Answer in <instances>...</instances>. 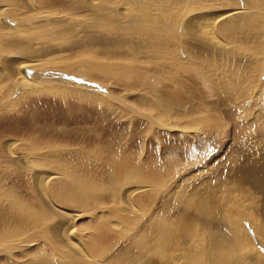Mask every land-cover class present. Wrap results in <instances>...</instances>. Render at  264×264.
Listing matches in <instances>:
<instances>
[{"label": "rangeland", "instance_id": "1", "mask_svg": "<svg viewBox=\"0 0 264 264\" xmlns=\"http://www.w3.org/2000/svg\"><path fill=\"white\" fill-rule=\"evenodd\" d=\"M31 1L38 12L7 9L11 29L0 26V264H192L203 207L238 233L239 258L264 264L263 200L234 174L264 147V0ZM222 15L209 30L217 45L190 33ZM34 59L59 63L40 72L49 79L92 90H18L6 60ZM55 208L78 214L71 234Z\"/></svg>", "mask_w": 264, "mask_h": 264}, {"label": "bare ground", "instance_id": "2", "mask_svg": "<svg viewBox=\"0 0 264 264\" xmlns=\"http://www.w3.org/2000/svg\"><path fill=\"white\" fill-rule=\"evenodd\" d=\"M52 2L53 1H56V0H51ZM59 1H61V0H59ZM85 2H87V3H93V2H96V3H100L102 0H84ZM107 1V0H106ZM7 2V3H6ZM5 3L7 4V5H3L2 7L0 6V18H1V16H2V18L4 19V23L1 21V19H0V26H2V27H4V28H8V29H11L9 26H7V24L6 23H9V24H11L12 23V20H9L8 18H7V16H6V14H7V11H9L10 12V10H12L13 9V11H16L17 13H25V12H38V10H35V11H33L32 10V8H29V6L27 7L26 5L28 4V5H30V3H32V1L31 0H7ZM68 2V1H67ZM82 2V1H81ZM9 3V4H8ZM11 3V4H10ZM84 3V2H83ZM95 3V4H96ZM33 4V3H32ZM88 5V4H87ZM30 6H32V5H30ZM38 6V5H37ZM95 6V5H94ZM9 7H11L10 9H9ZM34 7V6H33ZM29 8V9H28ZM96 8V7H95ZM8 9V10H7ZM36 9V8H35ZM94 9V8H93ZM148 9V8H147ZM7 10V11H6ZM141 10V9H140ZM234 10V9H233ZM232 10V11H233ZM237 10V9H236ZM231 10L230 11H228L227 13H225V16H228L227 14H229V15H231V13L230 12H232ZM235 11V10H234ZM233 11V12H234ZM240 11V10H239ZM42 13V12H41ZM142 14V13H141ZM126 15V14H125ZM203 15V14H202ZM223 16L224 15H222L221 17H217L216 16V18L215 19H212V21L211 22H206L207 21V19H206V21H204V22H206V24H205V26L203 25H201V27L200 28H197L196 26H195V24H191L190 26L191 27H189V31H190V33L191 34H194V36H195V38L196 37H199L200 38V40H202V41H204V42H210V43H214V44H216L217 45V42H216V40H215V38H213V37H210V34H209V30L211 29V26L212 25H215V23L216 22H218V21H220L222 18H223ZM141 18V17H140ZM211 18V17H210ZM189 20H191L192 18H188ZM138 20V19H137ZM203 20H205L204 18H203ZM203 20H200V23L203 21ZM132 21V20H131ZM141 22H142V19L140 20ZM198 22H199V20H197ZM209 21V20H208ZM230 21V20H229ZM23 22V21H22ZM21 22V23H22ZM181 22H183L184 23V21H181ZM192 21H190V23H191ZM18 23V22H17ZM132 23V22H131ZM144 23V22H143ZM200 23H198V26L200 25ZM203 23V22H202ZM201 23V24H202ZM228 23V22H227ZM24 24V23H23ZM136 24V23H135ZM134 24V25H135ZM153 24V23H152ZM204 24V23H203ZM12 25V24H11ZM94 25H96V30H98L99 28H100V24L97 22L96 24H93V28H95V26ZM98 25V26H97ZM132 25H133V23H132ZM139 25V24H138ZM141 25V24H140ZM139 25V26H140ZM138 26V27H139ZM143 26V25H142ZM153 26H154V24H153ZM219 26V25H218ZM121 27V26H120ZM156 27V26H155ZM143 27H141L140 29H142ZM159 29V28H158ZM248 29V28H247ZM229 30V29H228ZM236 30V29H235ZM249 30V29H248ZM247 30V31H248ZM92 31H94V30H92ZM137 31V30H136ZM135 31V32H136ZM138 31H139V29H138ZM140 31H142V30H140ZM197 31H198V33L199 34H197ZM235 32V31H234ZM237 32V31H236ZM155 33V32H154ZM141 35V34H140ZM236 35V34H235ZM252 35V34H251ZM214 36V35H213ZM233 36V35H232ZM122 40V39H121ZM118 41V40H117ZM118 43H119V41H118ZM210 43H208L209 45H210ZM221 43V42H220ZM208 45V46H209ZM214 46V45H213ZM212 47V46H211ZM228 47V46H227ZM134 48V47H133ZM138 48V47H137ZM137 48H134V50L135 49H137ZM213 50V49H212ZM229 50V49H228ZM136 51V50H135ZM133 52V51H132ZM196 53V52H195ZM129 55V57L128 58H130L131 59V57L130 56H132V54L130 55V53L128 54ZM156 55H158V54H156ZM2 57V56H1ZM10 58V57H9ZM159 58V57H158ZM158 58H156V57H154V61L153 60H151L152 61V63H153V65L154 66H157V65H160L161 63L157 60ZM122 59V58H121ZM126 59V58H125ZM132 59L134 60V57H132ZM131 59V60H132ZM7 61V66H8V69L9 70H7V66L5 65V62H4V65H5V67H6V70H7V73H8V75L10 76H8L9 78H11L12 79V81H13V83L16 85V87H17V89L18 90H20L21 89V87L22 88H26V89H28L29 87H27V85L28 86H31V85H35L36 84V81H41V84L45 87L46 85H49V84H54V82L56 81V84L57 83H59V84H67L68 86H71V87H73V88H76V86H77V88L78 87H81V88H84V89H87V90H92V88H88L86 85L87 84H83V82H82V80L81 79H75L76 81H74V80H71L70 78H68V76H63V75H61V74H55L54 76H51L52 77V79L53 80H51V77H50V79H49V76L50 75H46L45 76V74H40V72H45V71H48L49 69H54L55 70V65H56V63L55 62H52V60H43V59H37V60H35L34 59V61H30V62H20V63H17L14 67H11V66H9V60H6ZM135 61V60H134ZM150 61V60H149ZM129 62V61H128ZM136 62V61H135ZM59 63H57V65H58ZM66 64V63H65ZM139 64V63H138ZM0 65H1V62H0ZM3 66V65H2ZM10 67V68H9ZM60 67V66H59ZM59 67H57V68H59ZM64 67V66H63ZM37 70V71H36ZM5 71V70H4ZM36 72V73H35ZM37 72H39L38 74H37ZM6 73V74H7ZM75 74V73H74ZM237 77V76H236ZM236 77H234V78H236ZM75 78V77H74ZM230 79H232V78H230ZM50 80V81H49ZM80 80V81H79ZM15 81H18V82H15ZM229 81V80H228ZM227 81V82H228ZM236 81V80H235ZM204 82V81H203ZM237 82V81H236ZM39 83V82H38ZM217 83V82H216ZM213 84H215V83H213ZM232 84V83H231ZM209 85V84H208ZM220 85H221V83H220ZM50 86V85H49ZM214 86V85H213ZM224 86V85H223ZM237 86V85H236ZM43 87V88H44ZM80 88V89H81ZM210 88V87H209ZM208 88V89H209ZM213 88H215V87H213ZM61 89V88H60ZM204 89H206V88H204ZM45 90V93L48 95H53V96H65V95H68V94H64V93H62L61 91H57V90H55V89H49V88H45L44 89ZM65 90V89H64ZM213 90V89H212ZM212 90H210L211 92L210 93H214V92H212ZM240 90V89H239ZM66 91H68V90H66ZM214 91V90H213ZM70 92V91H69ZM66 93V92H65ZM208 94V93H207ZM217 94V93H216ZM226 94V93H225ZM72 96V95H71ZM226 96H229V95H226ZM232 96H233V94H232ZM70 97V96H69ZM234 97V96H233ZM223 98V97H222ZM222 98H220V99H222ZM145 98H143V101L145 102V100H144ZM219 99V100H220ZM228 99V98H227ZM135 100H137V99H135ZM135 100H133V101H135ZM140 100V99H139ZM230 100V99H229ZM141 102L140 103H142V100H140ZM224 100L222 99V100H220V104L219 105H223V103H225V102H223ZM143 102V103H144ZM228 103H229V101H227ZM121 103V102H120ZM119 103V104H120ZM146 103H148L147 101H146ZM149 104V103H148ZM126 105V104H125ZM134 105H136V103H134ZM141 105V104H140ZM145 105H147V104H145ZM130 106V105H129ZM135 107V106H134ZM227 107V106H226ZM258 107H260V106H258ZM262 109V108H261ZM133 110V109H132ZM136 110V109H135ZM151 110V109H150ZM193 111V110H192ZM229 111V110H228ZM138 112V111H137ZM217 112V111H216ZM261 112H263L262 110H261ZM217 114V113H216ZM230 114V113H229ZM235 115V114H234ZM260 115V114H259ZM262 117L264 118V113H262ZM151 116V115H150ZM221 116V115H220ZM225 116H227V115H225ZM230 116V115H229ZM229 116H227L228 118L227 119H230V120H232V117H229ZM232 116H233V114H232ZM257 117H258V115H256ZM236 117V116H235ZM153 118V117H152ZM152 118H147V119H149V120H151L152 121ZM261 118V115L259 116V118H257L258 119V121H263V120H259ZM163 120V119H162ZM237 120V119H236ZM165 121V120H164ZM231 122V121H230ZM232 122H234V120L232 121ZM235 123V122H234ZM261 123V122H260ZM264 123V122H263ZM256 124V123H255ZM257 126H259V125H257ZM240 127V126H239ZM253 127V126H252ZM241 128H242V124H241ZM243 128L244 129H239V131L241 132V135L243 134L244 135V137L248 134V135H250L251 134V131L249 132L248 131V129H247V126H245L244 127V125H243ZM250 128H251V126H250ZM256 128H258V127H256ZM201 129V128H200ZM238 131V132H239ZM256 131H258V132H256ZM255 132L257 133V135L259 134V129H257ZM261 131V130H260ZM201 132V131H200ZM244 132V133H243ZM250 134H249V133ZM255 133V134H256ZM263 131H262V135H263ZM239 134V133H238ZM237 134V136L239 137V135ZM261 134H259L258 136H261ZM253 135V134H252ZM248 137V141H246V142H249V141H251L252 139V137L250 138L249 136H247ZM247 137H245V138H247ZM264 137V136H263ZM240 138V137H239ZM244 138V139H245ZM260 138V137H259ZM249 139H251V140H249ZM255 141V140H254ZM263 141V140H262ZM246 142H244V143H246ZM243 144V143H242ZM244 145V144H243ZM250 145V144H249ZM261 146V145H260ZM257 147V146H256ZM255 147V149H256V152L254 153V159H251V161L250 160H248V162L250 161V162H252L251 164H248V163H246V164H241V166L239 167V168H235V171H234V174H235V177L236 178H238V180H240V184H242V185H250V187H251V189L253 190V195H257L258 196V200H257V204H259V200L260 199H262L263 200V202H262V206L260 207H257V206H255V209H254V213L256 214V216L258 217V218H260V222H259V227H257L258 228V230L260 231H262L263 233H264V185H263V183L262 182H260L258 179H255L256 177H258L259 179H261V178H264V147L262 148V147H259L258 149ZM254 149V150H255ZM248 151V150H247ZM48 177H50V175L48 176ZM41 178V177H40ZM46 178V177H45ZM44 178V179H45ZM41 180V179H40ZM213 181V180H212ZM44 182V181H43ZM211 182V181H210ZM42 183V182H41ZM45 183V182H44ZM44 185V184H43ZM43 188V187H42ZM42 190V189H41ZM254 190H256V191H254ZM139 193V192H138ZM10 194V193H9ZM12 197L14 196V195H11ZM11 196H9V197H11ZM141 196V195H140ZM254 196V197H255ZM198 197V196H197ZM195 198H196V195H195ZM205 198V197H204ZM211 198V197H210ZM130 200H131V193H130V198H129ZM129 199H128V202H129ZM196 199H198V198H196ZM203 199V198H202ZM195 200V199H194ZM201 199H198V201H200ZM204 200V199H203ZM202 200V201H203ZM210 200V199H209ZM32 201V200H31ZM201 201V202H202ZM211 201H212V199H211ZM127 201H124V204L126 203ZM127 202V203H128ZM194 202H196V201H194ZM205 203H206V201H205ZM200 203L199 202H197V204H193V206L194 205H199ZM48 205V204H47ZM45 203H44V208H45ZM195 206V207H196ZM201 205H199V207H200ZM204 205H202L201 207H203ZM208 206V205H207ZM2 207V208H1ZM47 208H49L50 207V209L49 210H51V208L53 207V206H50V205H48V206H46ZM200 207V208H201ZM214 207V206H213ZM4 207L3 206H0V223L2 222V221H4V220H6V219H4L5 218V212H6V208L5 209H3ZM54 208V207H53ZM168 208V207H167ZM193 208V207H192ZM9 209V208H8ZM196 209H198V207H196ZM203 209H204V207L202 208V209H200V212H198V214H194L193 215V218H196L195 220H196V223L198 224H200V225H202L203 226V228H204V230H205V232H204V240H205V242H204V240H201V241H203L204 242V246L203 247H201V245L198 247L197 246V250L196 251H198L199 253L198 254H196V255H194V257L195 258H190L189 256V258H187L186 257V260H189L192 264H252V262H250V261H247V260H250V259H247V260H245V258L243 257V256H245V255H242L241 256V258H239L240 257V253H239V249H237L236 248V246H238V245H240L238 242L240 241V238H239V235H238V233L236 232H234V230H232V228H231V226H230V224L229 223H227V219H226V222H224V221H220V219H218V217L219 216H217L216 214V211L214 210V208H212V210H211V208H210V211L208 212V211H206L205 213L203 212H201V210L203 211ZM44 210V209H43ZM204 210H206V209H204ZM207 210H208V208H207ZM196 210H195V208H194V212H195ZM29 212V211H28ZM50 212H53V214L52 215H54L55 216V219H57L58 221H59V219H60V221H59V223L57 224V229H59V228H63V225L68 229L67 230V232H66V234H71L72 232H73V230H74V222L76 221V219L78 218V214H74V215H68V214H66L65 212H63V211H61L60 209L59 210H57L56 208L55 209H53V211H50ZM43 213V212H42ZM42 213H40V215L42 214ZM47 214V213H46ZM26 215V214H25ZM38 215V214H37ZM43 216H45L46 217V215H43ZM42 216V217H43ZM192 216V215H191ZM40 217V216H39ZM53 217V216H52ZM189 217V216H188ZM187 217V218H188ZM41 218V217H40ZM39 218V219H40ZM81 218V217H80ZM256 218V217H255ZM50 219V218H49ZM54 219V218H53ZM53 219H50L49 221H51L53 224H54V221H52ZM54 219V220H55ZM181 219H183V218H181ZM192 219V218H191ZM14 220V219H13ZM36 220H38V219H36ZM194 219H192V221H195ZM223 220H225V219H223ZM39 221V220H38ZM38 221H36L37 223H38ZM41 221V220H40ZM178 221V220H177ZM186 221V220H185ZM228 221H231V220H228ZM51 222H49V223H47L46 225H44V226H47L46 228L47 229H52V227L53 226H55V224L52 226V227H50V225L52 224ZM172 222V221H171ZM171 222H169V224L171 223ZM183 222V221H182ZM235 222V221H234ZM233 221H232V224L234 223ZM36 223V224H37ZM56 223V222H55ZM177 223V222H176ZM190 223H192V222H190ZM195 223V222H194ZM8 224V223H7ZM28 224V223H27ZM179 224V223H178ZM182 224V223H181ZM185 224V223H184ZM29 225V224H28ZM32 225V224H31ZM192 225V224H191ZM248 225V224H247ZM256 225V224H255ZM254 225V226H255ZM162 226H164V225H162ZM198 226V225H197ZM257 226V225H256ZM38 227V226H37ZM36 227V228H37ZM40 227V226H39ZM42 227V226H41ZM233 227V226H232ZM45 228V227H44ZM163 228V227H162ZM172 228V227H171ZM174 228V227H173ZM184 229V228H183ZM183 229H181V231H182V234L181 233H179V234H181V235H183L184 234V232H183ZM240 229H242V228H240ZM172 230V229H171ZM239 230V229H238ZM250 230V229H249ZM55 231H57V234H58V232H60L59 230H55ZM185 231V230H184ZM50 232H53L54 233V230L52 231H50ZM250 232H251V230H250ZM257 232V231H256ZM75 233V232H74ZM80 233V232H79ZM171 233V232H170ZM203 233V232H202ZM252 233V232H251ZM133 234V233H132ZM50 235V234H49ZM194 235V234H193ZM203 235V234H202ZM4 236V235H3ZM72 236H73V234H72ZM1 237V236H0ZM71 237V236H70ZM174 237V236H173ZM180 238L182 237V236H179ZM256 237V236H255ZM68 238V237H67ZM180 238H176V239H178V240H175L176 242L178 241V243H181L182 241H181V239ZM199 238V237H198ZM172 239V238H171ZM174 239H175V237H174ZM179 239H180V241L181 242H179ZM56 240V239H55ZM68 240H69V238H68ZM185 240V239H184ZM196 240H198L199 241V239H196ZM195 240V241H196ZM172 241V240H171ZM175 242V243H176ZM29 244H31V243H29ZM172 244V243H171ZM183 244V243H182ZM192 244V243H191ZM199 245L200 243H198L197 241L196 242H194L193 243V245H192V247L194 246L195 247V245ZM238 244V245H237ZM27 245V244H26ZM135 246V245H134ZM20 247H22V245L20 246ZM20 247H18V248H20ZM172 247H173V245H172ZM184 250V249H183ZM190 250V249H189ZM246 250V249H245ZM190 252H191V250H190ZM193 252V251H192ZM81 253H82V251H81ZM253 260V259H252ZM257 261V260H256ZM261 262V261H260ZM253 263H254V261H253ZM179 264V263H178Z\"/></svg>", "mask_w": 264, "mask_h": 264}]
</instances>
